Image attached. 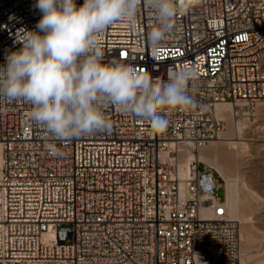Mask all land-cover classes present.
<instances>
[{"label": "built area", "instance_id": "1", "mask_svg": "<svg viewBox=\"0 0 264 264\" xmlns=\"http://www.w3.org/2000/svg\"><path fill=\"white\" fill-rule=\"evenodd\" d=\"M36 3L0 0V66L22 47L17 30H37ZM151 23L141 5L135 27L112 25L101 46L105 63L154 80L197 69L195 106L165 110L166 123L110 105V131L61 141L29 118L30 103L0 98V264H241L223 178L197 155L226 131L220 104L233 120L264 122V0H197L159 50L147 40ZM188 153L196 159L183 172Z\"/></svg>", "mask_w": 264, "mask_h": 264}, {"label": "clouds", "instance_id": "2", "mask_svg": "<svg viewBox=\"0 0 264 264\" xmlns=\"http://www.w3.org/2000/svg\"><path fill=\"white\" fill-rule=\"evenodd\" d=\"M195 3L37 0L35 8L42 13L37 30H17L15 42L22 47L10 51L0 66V98L30 103L29 118L61 141L110 131L112 122L104 112L110 105L147 122L166 123L165 110L195 106L189 85L196 81L197 69L169 68L166 81L154 80L124 63H105L100 38L117 23L135 27L143 5L152 17L147 40L159 50L177 16ZM46 147L51 155H62L55 143Z\"/></svg>", "mask_w": 264, "mask_h": 264}, {"label": "rangeland", "instance_id": "3", "mask_svg": "<svg viewBox=\"0 0 264 264\" xmlns=\"http://www.w3.org/2000/svg\"><path fill=\"white\" fill-rule=\"evenodd\" d=\"M264 122L258 124L243 123L240 138L248 145V150L236 160L220 157L232 168H237L236 176L240 177V190L243 196L244 222L241 224L244 240L241 244L242 254H246L247 264H264ZM262 126V127H261ZM257 128V130H256ZM227 124L225 135L228 132ZM261 130V131H260ZM222 135L221 137H223ZM220 137V138H221ZM220 140L210 143L199 153H212L215 146H223ZM230 160V161H229ZM229 161V162H228ZM204 164V163H203ZM207 165V164H205ZM208 166V165H207ZM210 167V166H209ZM212 168V167H211ZM200 169H204L202 165ZM221 197L224 198V183L221 180ZM248 260V261H247Z\"/></svg>", "mask_w": 264, "mask_h": 264}, {"label": "bare ground", "instance_id": "4", "mask_svg": "<svg viewBox=\"0 0 264 264\" xmlns=\"http://www.w3.org/2000/svg\"><path fill=\"white\" fill-rule=\"evenodd\" d=\"M232 107L229 104H220L217 106V117L225 120L229 126L228 132L219 138L224 144L223 146H215L212 153L203 152L197 155V159L204 164L212 167L225 181V196H226V207L228 214L231 219L243 223L244 213H243V196H241L240 190V177L236 176L235 173L238 172L237 168H232L234 166H229V164L222 161V157H229L236 160L238 157L243 155V152L248 150V145L242 142L240 138L243 133V123L237 120H233L231 116ZM247 124V123H246ZM257 130V128H256ZM261 131V130H260ZM221 135V136H222ZM204 149V148H203ZM202 150V149H201ZM200 150V151H201ZM222 159H221V158ZM242 157V156H241ZM196 159L193 153H188L186 155V160L182 162L181 169L184 170L188 167L189 163ZM230 161V160H229ZM228 161V162H229ZM243 229V228H242ZM241 229V231H242ZM243 232V231H242ZM241 232L242 242L244 240L243 233ZM246 255V254H245ZM242 254L241 264H247L245 256ZM248 261V260H247Z\"/></svg>", "mask_w": 264, "mask_h": 264}, {"label": "snow or ice", "instance_id": "5", "mask_svg": "<svg viewBox=\"0 0 264 264\" xmlns=\"http://www.w3.org/2000/svg\"><path fill=\"white\" fill-rule=\"evenodd\" d=\"M243 38V37H242Z\"/></svg>", "mask_w": 264, "mask_h": 264}]
</instances>
